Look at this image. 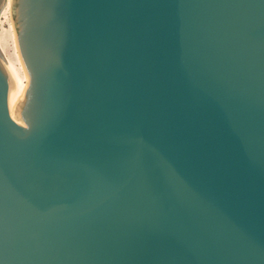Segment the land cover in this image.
<instances>
[{
  "label": "water",
  "instance_id": "obj_1",
  "mask_svg": "<svg viewBox=\"0 0 264 264\" xmlns=\"http://www.w3.org/2000/svg\"><path fill=\"white\" fill-rule=\"evenodd\" d=\"M9 7L0 264H264V0Z\"/></svg>",
  "mask_w": 264,
  "mask_h": 264
},
{
  "label": "rangeland",
  "instance_id": "obj_2",
  "mask_svg": "<svg viewBox=\"0 0 264 264\" xmlns=\"http://www.w3.org/2000/svg\"><path fill=\"white\" fill-rule=\"evenodd\" d=\"M0 51L7 64L11 63L19 73L21 79L26 83L25 72L16 49L9 4H6L0 12Z\"/></svg>",
  "mask_w": 264,
  "mask_h": 264
},
{
  "label": "bare ground",
  "instance_id": "obj_3",
  "mask_svg": "<svg viewBox=\"0 0 264 264\" xmlns=\"http://www.w3.org/2000/svg\"><path fill=\"white\" fill-rule=\"evenodd\" d=\"M6 4H9V0H6ZM4 5V6H5ZM4 8V7H3ZM12 24V23H11ZM13 27V26H12ZM14 31V30H13ZM14 38H15V34H14ZM16 44V42H15ZM17 49V47H16ZM18 53V51H17ZM19 56V55H18ZM20 59V58H19ZM21 62V61H20ZM8 65V68L9 70L11 71L12 73V76H13V79H14V82H15V88L14 90L12 91V94H11V98H10V110L13 111V108H14V105L15 103L17 102V100L19 99V97L21 96L22 92H23V89L25 87V81H23L21 79V77L19 76V73L17 72V70L13 67V65L11 63L7 64ZM23 67V66H22ZM26 76V74H25Z\"/></svg>",
  "mask_w": 264,
  "mask_h": 264
}]
</instances>
